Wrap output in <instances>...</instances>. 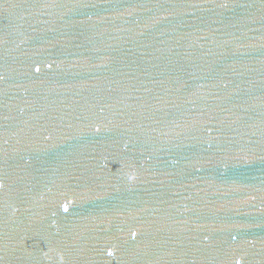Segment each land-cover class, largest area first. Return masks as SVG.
Listing matches in <instances>:
<instances>
[{
    "label": "water",
    "instance_id": "95a60500",
    "mask_svg": "<svg viewBox=\"0 0 264 264\" xmlns=\"http://www.w3.org/2000/svg\"><path fill=\"white\" fill-rule=\"evenodd\" d=\"M0 264H264V0H0Z\"/></svg>",
    "mask_w": 264,
    "mask_h": 264
}]
</instances>
